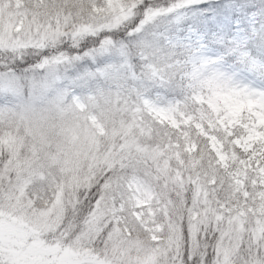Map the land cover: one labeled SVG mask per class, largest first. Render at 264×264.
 <instances>
[{
    "label": "snow or ice",
    "instance_id": "snow-or-ice-1",
    "mask_svg": "<svg viewBox=\"0 0 264 264\" xmlns=\"http://www.w3.org/2000/svg\"><path fill=\"white\" fill-rule=\"evenodd\" d=\"M0 264H264V0H0Z\"/></svg>",
    "mask_w": 264,
    "mask_h": 264
}]
</instances>
